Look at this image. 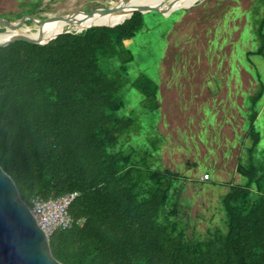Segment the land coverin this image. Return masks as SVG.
I'll return each instance as SVG.
<instances>
[{
  "label": "trees",
  "instance_id": "1",
  "mask_svg": "<svg viewBox=\"0 0 264 264\" xmlns=\"http://www.w3.org/2000/svg\"><path fill=\"white\" fill-rule=\"evenodd\" d=\"M37 7L31 17L46 19ZM144 16L44 46L0 48V166L30 208L37 198L78 194L72 228L50 237L63 264H264V172L239 165L245 184L229 188L221 202L226 230L190 238L174 195L181 174L162 168L156 143L146 147L140 137L139 120L121 115L128 87L145 99L143 118L161 109L157 83L129 79L135 58L126 43ZM257 118L249 129L254 147Z\"/></svg>",
  "mask_w": 264,
  "mask_h": 264
},
{
  "label": "rangeland",
  "instance_id": "2",
  "mask_svg": "<svg viewBox=\"0 0 264 264\" xmlns=\"http://www.w3.org/2000/svg\"><path fill=\"white\" fill-rule=\"evenodd\" d=\"M118 1L0 0V18L19 24V16L31 17L36 4L35 13L43 18L101 15L98 9ZM126 47L135 58L129 79L145 75L157 83L161 109L143 118L145 99L128 87L121 115L139 120L140 137L146 147L156 143L162 168L181 174L184 185L174 195L188 237L206 239L208 231H225L222 199L246 181L239 165L264 172V0H194L171 14H146L142 30ZM260 49L262 55H249ZM254 114L257 147L249 135ZM207 173L211 181L202 182Z\"/></svg>",
  "mask_w": 264,
  "mask_h": 264
},
{
  "label": "water",
  "instance_id": "3",
  "mask_svg": "<svg viewBox=\"0 0 264 264\" xmlns=\"http://www.w3.org/2000/svg\"><path fill=\"white\" fill-rule=\"evenodd\" d=\"M200 1V0H199ZM126 0H119L112 6L98 9L105 15H114L126 7ZM132 11L131 16L115 25H89L76 27L68 25L64 30L55 32L43 39H34L25 35H13L5 42L0 43V48H6L16 42H26L31 45L44 46L63 35H81L91 29L101 27H114L124 23L134 14L142 15L150 13H164L161 7H147L128 5ZM68 16L46 18L44 20L33 19L30 16L20 17V27L24 25L38 26L33 33L42 29L45 22L64 19ZM32 19L28 22L27 19ZM14 23L0 18V26L3 31L0 35L9 32L8 25ZM0 264H63L58 261L51 250L50 237L39 227L31 208L21 198L19 189L14 179L0 166Z\"/></svg>",
  "mask_w": 264,
  "mask_h": 264
},
{
  "label": "bare ground",
  "instance_id": "4",
  "mask_svg": "<svg viewBox=\"0 0 264 264\" xmlns=\"http://www.w3.org/2000/svg\"><path fill=\"white\" fill-rule=\"evenodd\" d=\"M194 0H169L166 2H162L159 0H126L128 5L134 6H147V7H161L164 13L168 12L169 14L174 11H178L181 9L188 8L192 5ZM126 5L121 11L117 12L114 15H108L110 17L107 18V15H90V14H73L69 15L67 18L57 20L52 22V24L48 25L46 28L41 29L33 33L30 29L23 30L18 28L19 24L11 23L8 25L9 36L0 40V43L5 42L7 39L11 38L13 35H25L34 39H43L51 34L64 30L68 25H78V26H89V25H115L117 23L122 22L128 15L131 16L132 11L129 6ZM57 24L56 28L48 30L53 24Z\"/></svg>",
  "mask_w": 264,
  "mask_h": 264
},
{
  "label": "built area",
  "instance_id": "5",
  "mask_svg": "<svg viewBox=\"0 0 264 264\" xmlns=\"http://www.w3.org/2000/svg\"><path fill=\"white\" fill-rule=\"evenodd\" d=\"M211 178V174L207 173L202 177V182H209ZM77 196V193H72L53 200L37 198L33 201L32 214L39 227L49 237L58 230L72 228L74 220L69 213V209Z\"/></svg>",
  "mask_w": 264,
  "mask_h": 264
},
{
  "label": "crops",
  "instance_id": "6",
  "mask_svg": "<svg viewBox=\"0 0 264 264\" xmlns=\"http://www.w3.org/2000/svg\"><path fill=\"white\" fill-rule=\"evenodd\" d=\"M247 134V133H246Z\"/></svg>",
  "mask_w": 264,
  "mask_h": 264
}]
</instances>
